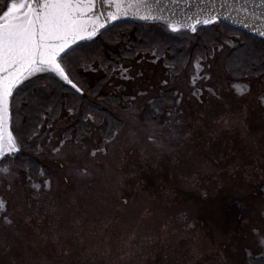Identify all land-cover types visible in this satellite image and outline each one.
Wrapping results in <instances>:
<instances>
[{
	"label": "rangeland",
	"instance_id": "obj_1",
	"mask_svg": "<svg viewBox=\"0 0 264 264\" xmlns=\"http://www.w3.org/2000/svg\"><path fill=\"white\" fill-rule=\"evenodd\" d=\"M225 6V20L264 39L263 18ZM204 26H163L188 48L197 37L184 35L207 36L194 58L140 53L112 65L101 91L117 102L83 91L71 61L81 51L62 61L79 92L45 70L102 111L60 99L23 133L26 88L8 102L19 150L5 141L0 153V264H264V81L229 59L244 35ZM227 34L236 42H210ZM103 68L93 63L90 78ZM23 154L34 162L14 158Z\"/></svg>",
	"mask_w": 264,
	"mask_h": 264
},
{
	"label": "trees",
	"instance_id": "obj_2",
	"mask_svg": "<svg viewBox=\"0 0 264 264\" xmlns=\"http://www.w3.org/2000/svg\"><path fill=\"white\" fill-rule=\"evenodd\" d=\"M1 1L2 0H0V3ZM215 24H219L226 30L234 31L236 33L244 35V39L242 41L243 44L241 43L240 45L237 42L240 46V49H238L237 52L234 51L233 53H231L229 59L232 63H234V66L237 67L238 70H240L241 68H245L249 71V73H251L250 70H253L252 72L257 71V74L261 75L260 77L264 81V39H261L258 36L247 33L241 29H238L223 22H217ZM146 25H149L148 28H146ZM163 26L167 25L160 22L148 23L134 20L119 21L101 30L92 38L84 40L71 47L66 51V55L63 53L62 56L65 58L68 55L75 54L81 51L77 58L71 61L72 66L75 69L74 72L81 81L80 84L84 89L83 91L86 93L90 92L93 95H89L93 96L94 99H98V101L114 99L117 102V97L113 94L102 92L101 86L103 84V81H105L108 76V74L106 73L107 70L110 69L112 65H117L118 60L122 58H133L135 55L140 53H146L151 55L158 52L159 57L171 54V57L173 55L172 58L180 61L182 57H184L185 59V56L187 54L189 55V57L194 58V56L196 55L195 52H201L203 46H206V42L209 41L207 39V36H204L203 41L198 40V33H195V35L189 37L184 35L185 39H187L188 42H190L189 39L197 37L195 43L190 48H188L187 43L184 42L181 38L177 41L179 37H177L178 35L176 33H171L167 31ZM201 27L206 26H197L195 28V31L199 30ZM184 31L186 32L185 29H178L177 32ZM216 36L219 35L216 34ZM222 41L228 42L229 44L230 41L236 42V39H232V36L227 34L226 38L222 37V39H220L216 37V39L214 38V40L210 42L212 43V45L214 44L215 46H217L218 43ZM118 43H123V45L117 47L116 45ZM113 46L117 47V49H115ZM82 62L84 63L83 65L81 64ZM93 63L104 66L103 74L96 79H91L89 76V73L92 71ZM189 66L190 65L188 63L187 67L189 68ZM192 66L193 65H191V67ZM112 68L114 69V66ZM35 73L36 74L34 77L26 80L27 76L29 75L28 74L20 82H18L17 85L13 88L12 96L9 97L10 106V103L14 100L17 93L23 87L26 88L21 94V96L23 97L26 96L28 101L23 107V109L26 108V113L24 114V121L19 125V130L23 133L27 132V130L34 124L41 112L45 111V107L49 106V103L59 102L60 99L64 100L66 103L71 105V101L77 102L80 97V99L83 101L81 102L83 108L82 111H84L86 107V104L84 102H87L89 105L94 106L97 111H102L101 107L98 106V103H93V101L87 98L83 93L80 94L83 96H79L73 90L69 89L67 86H64L58 79H56L50 73L45 71ZM47 77H53L51 86L48 85L49 80L45 79ZM45 82V88L49 89L48 92H44V87H42V84H44ZM62 87L69 90V96H60L61 92L59 91H64V88ZM71 94L74 95V97H72ZM158 96L152 101L150 100L152 102V105L158 104L159 106H161L160 103H162V100L165 97L163 95V91L159 92ZM150 103H147L148 105H146L145 111L143 113L144 121H146V115L149 121H153L156 119L154 118L155 115H153L152 110H150L148 107L151 105ZM108 122H112V120H109ZM81 127L84 128L83 126ZM111 127H113V123L107 125L106 130ZM82 134H84V132L80 133V135ZM14 158H19L18 161L22 160L26 163L29 161L34 162V160L31 159L32 157L29 158V155L25 154L16 155ZM34 164L35 163H33V165ZM24 168L26 169V167Z\"/></svg>",
	"mask_w": 264,
	"mask_h": 264
},
{
	"label": "snow or ice",
	"instance_id": "obj_3",
	"mask_svg": "<svg viewBox=\"0 0 264 264\" xmlns=\"http://www.w3.org/2000/svg\"><path fill=\"white\" fill-rule=\"evenodd\" d=\"M139 7H149L148 0H137ZM94 9L95 0H31L30 3L13 2L0 9V153L4 150L2 130L9 115V97L25 73L51 71L80 91L62 67L61 54L66 55V49L84 39L90 27L89 36L95 34L97 27H104L103 23L97 24ZM220 15L213 9L208 18L197 23L215 24ZM172 30L177 31L175 27ZM7 147L9 151L19 150L11 134L7 136Z\"/></svg>",
	"mask_w": 264,
	"mask_h": 264
},
{
	"label": "water",
	"instance_id": "obj_4",
	"mask_svg": "<svg viewBox=\"0 0 264 264\" xmlns=\"http://www.w3.org/2000/svg\"><path fill=\"white\" fill-rule=\"evenodd\" d=\"M30 2L31 0L25 1V3ZM228 2L241 5L264 19V0H148L149 7L147 8H137V0H103V2L102 0H95L94 10L96 12V17H98L97 24H104L103 28L97 27L95 34L116 22L124 20L148 23L160 22L169 27H175L176 29L192 30L197 26L204 25L203 23L198 24L197 20L203 21L208 18L210 11L215 9L221 13L218 18L221 22L258 36L244 28L233 25L223 18V15L226 13L225 4ZM117 4L120 5L119 8L116 7ZM113 15L117 18L111 19L110 17ZM90 32L91 27L89 28V32L85 33L84 39L77 40L76 43L72 44L68 49L84 40L92 38L95 34L89 36ZM68 49H66V51ZM30 73L31 72L25 73L21 80ZM2 131L5 142L7 141L6 125Z\"/></svg>",
	"mask_w": 264,
	"mask_h": 264
}]
</instances>
